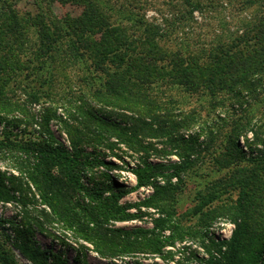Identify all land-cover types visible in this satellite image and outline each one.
<instances>
[{"label":"trees","instance_id":"1","mask_svg":"<svg viewBox=\"0 0 264 264\" xmlns=\"http://www.w3.org/2000/svg\"><path fill=\"white\" fill-rule=\"evenodd\" d=\"M20 1L0 0V82L6 87L22 74L29 100L39 102L52 96L56 74L73 64L90 103L81 95L62 97L64 102L58 103L69 107L70 119L62 120L68 144L47 126L53 106L46 107L41 119L47 132L44 141H0V153L13 147L21 152L11 155L16 174L0 170V201L14 200L24 209L26 227L17 231L12 243L18 252L34 264H70L63 253L42 248L30 227L59 221L90 241L110 264H130L116 260L138 252L160 253L194 233L195 227L178 218L172 203L187 181L202 182V177L199 201L191 213L205 223L209 214L225 215L233 227L228 238L209 236L206 253L194 254L198 264H264V124L254 118L260 107L264 110V0H167L183 21L205 10L253 8L252 16L234 31L221 30L207 47L194 52L159 45L179 21L145 19L140 13L144 1L33 0L34 11L20 10ZM155 82L181 86L210 111L233 113L200 120L193 110L161 101L154 93ZM9 91H2L0 107L25 112L8 99ZM247 130H253V142ZM111 137L140 152L129 167L134 185L117 183L106 173L107 181L94 179L91 168L111 162L89 157L86 148L113 149L117 143ZM151 151L165 161L152 162ZM140 187L152 191L138 203L123 201ZM227 192L235 198L221 199ZM141 206L157 208L151 227L115 224L140 217ZM135 207L138 211L130 210ZM4 222L0 216V227ZM0 242V264H19Z\"/></svg>","mask_w":264,"mask_h":264},{"label":"rangeland","instance_id":"2","mask_svg":"<svg viewBox=\"0 0 264 264\" xmlns=\"http://www.w3.org/2000/svg\"><path fill=\"white\" fill-rule=\"evenodd\" d=\"M108 1L119 4L122 0ZM140 1H144L142 6L143 9L140 10V13L144 15L145 19L154 23H163L165 19L169 21H179L176 22V24L179 23L178 26L172 30L169 29L159 39V45L166 50H176L177 48L184 49L187 47L188 51H199V46L207 47L209 41L215 38V35L220 33L221 30H223L224 34H228L226 30L229 32L234 31L241 20H245L253 14V8L243 9L242 11H235L234 9L229 11L225 9L219 12L205 10L203 13L195 12L192 16V21L187 18L183 21L176 18L179 13L169 9L166 4L167 0ZM18 7L23 11H34L36 9L33 0H21ZM69 7L66 9L67 11L69 10L72 12L75 10ZM62 10L66 11L65 9ZM55 11L59 12V9L55 8ZM1 74L2 72H0V79L2 77ZM80 76L81 73L78 71V66L67 64V67L62 72L56 74V81L53 83L54 86H52L53 88L51 90L52 96H43L39 102H32L23 89V75L17 74L15 82L6 85L7 90H10L7 97L9 96L8 99L12 103H18L19 106L24 107V111H26L22 112L21 109L14 106L7 108L0 107V141H5L9 143V145H12L14 142L44 141L47 132L40 124L41 119L46 112V107L53 106L54 108L50 109L53 114L47 126L56 138L68 144V136L62 130V120L70 119L67 114V108L69 107L68 105L65 106V104L63 106H58V103L64 102L62 97H70L72 95H81L83 99L90 103V96L87 95L88 91L86 85L79 83L78 79ZM31 77L32 76H30V78ZM154 85V93L157 94L161 101H165V103H169V105H174L182 111L193 110L200 120L209 121L214 117L217 118L219 116L231 114L232 112V110L225 111L220 108L215 111H210L204 103H201L202 100L199 99V97L197 98L196 94H190L184 91L179 85L158 83ZM6 87L4 83L2 84L0 82V96ZM82 91H84V93ZM233 116L235 115L233 114ZM233 116L230 115V117ZM254 118L256 120L259 119L261 123L264 124V110L261 107L256 112ZM26 121H29V124L26 125ZM195 129L196 126L192 128V131ZM255 130L260 131V129L257 128ZM252 131H245L247 132L246 136L249 138V142H253V137H251ZM110 139L117 143L113 149L105 146H88L86 148L89 157L96 156L111 162L108 166L103 164L94 165L91 168L94 179L98 181H107V176H104V173H106L117 183L127 184L128 186L134 185L135 176L129 167L137 162L140 152L128 147L124 141L119 142L116 137H111ZM239 141L241 145L246 143L243 136L240 137ZM152 142H154V146L156 145L157 148L160 147L159 141L156 139H153ZM13 148V150H10L12 152L4 151L0 153V170L16 174L11 155H19L21 152L16 150L15 147ZM120 156L122 158H120ZM170 157L173 160L177 159L175 154H171ZM122 159H124V161H122ZM148 159L152 162L165 161V158L157 155L156 152L150 153ZM207 160L208 159H206V161ZM89 175L90 168L83 172L81 179L86 181V177ZM201 179L203 182L204 178L201 177ZM199 180V178H192V180L187 181L182 190L177 193V199L174 201V204L172 203L178 218H180L185 225L195 227L194 233L180 242L175 241L176 243L174 246H164L160 253L152 251L138 252L122 256V258L116 260L117 263L126 261L130 264H198V259L194 258V254L203 255L206 253L204 244H208L209 236L218 239L228 238L230 236L233 223L225 215L209 214V222L205 223L198 221L197 217L191 213V210H193V208L195 209V205L199 201L197 198L199 196L198 187L202 186V182H199ZM151 191L152 188L150 187H140L126 194L123 197V201L138 203L139 199L144 198ZM207 196L208 194H205V197ZM231 198L234 199L235 195L227 192L222 194L221 199L228 201ZM140 209L142 211L140 217L129 221L116 222L115 224L129 227L134 225L151 227V218L158 215L157 208L141 206ZM130 210L138 211L137 207L131 208ZM23 211L24 209H20V206L14 200L3 203L0 201V216L5 220L2 227H0V241H4V246H8L12 250L19 264H34L19 253L12 244L16 240L17 231L26 227ZM41 225L42 228L38 225H30V227L33 228V233L37 242H39L42 248L63 253L70 264H82V261L89 264H110L109 260L99 256V253L95 250L94 245L91 244L90 241L83 239L82 236L73 232V229L65 227L61 222H43ZM167 233L168 231L164 232V234Z\"/></svg>","mask_w":264,"mask_h":264}]
</instances>
